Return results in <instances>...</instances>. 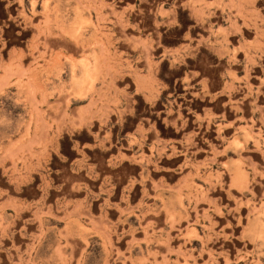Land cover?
<instances>
[{"label":"rangeland","instance_id":"obj_1","mask_svg":"<svg viewBox=\"0 0 264 264\" xmlns=\"http://www.w3.org/2000/svg\"><path fill=\"white\" fill-rule=\"evenodd\" d=\"M0 264H264V0H0Z\"/></svg>","mask_w":264,"mask_h":264},{"label":"bare ground","instance_id":"obj_2","mask_svg":"<svg viewBox=\"0 0 264 264\" xmlns=\"http://www.w3.org/2000/svg\"><path fill=\"white\" fill-rule=\"evenodd\" d=\"M48 39V38H47ZM48 48V47H47ZM20 260H22V259H20Z\"/></svg>","mask_w":264,"mask_h":264}]
</instances>
